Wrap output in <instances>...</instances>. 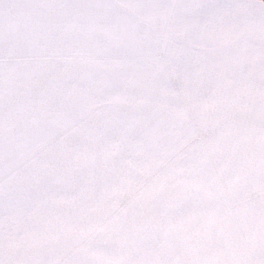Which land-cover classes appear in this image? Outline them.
Returning <instances> with one entry per match:
<instances>
[{"label":"snow or ice","instance_id":"1","mask_svg":"<svg viewBox=\"0 0 264 264\" xmlns=\"http://www.w3.org/2000/svg\"><path fill=\"white\" fill-rule=\"evenodd\" d=\"M0 264H264V0H0Z\"/></svg>","mask_w":264,"mask_h":264}]
</instances>
